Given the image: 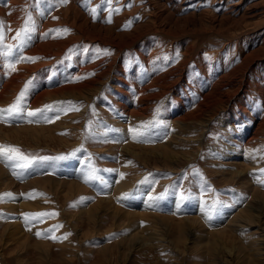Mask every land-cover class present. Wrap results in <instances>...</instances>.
Segmentation results:
<instances>
[{
	"label": "rangeland",
	"instance_id": "1",
	"mask_svg": "<svg viewBox=\"0 0 264 264\" xmlns=\"http://www.w3.org/2000/svg\"><path fill=\"white\" fill-rule=\"evenodd\" d=\"M0 21L13 53L27 23L38 58L0 56V90L24 74L0 145L35 158L0 159V264H264V0H0Z\"/></svg>",
	"mask_w": 264,
	"mask_h": 264
},
{
	"label": "bare ground",
	"instance_id": "2",
	"mask_svg": "<svg viewBox=\"0 0 264 264\" xmlns=\"http://www.w3.org/2000/svg\"><path fill=\"white\" fill-rule=\"evenodd\" d=\"M170 59V58H169ZM168 59V60H169ZM168 62V61H167ZM166 63V62H165ZM186 63V62H185ZM74 73V72H73ZM121 74H122V72H121ZM24 75V74H23ZM22 75V73H20V74H17V73H15V72H11L10 74H9V76L6 78V81L3 83V89L2 90H0V101H2V102H0V105L1 106H6L8 103H11V102H13L14 101V98H15V96H17V91H18V89H19V87H20V84H21V82H22V80H23V76ZM164 75V77L162 76V75H160L159 77H152L151 79H150V81L148 82V83H145L144 85H142V83H139L140 82V80L139 81H137L138 83H139V85H140V90L137 92V94H138V102L137 103H139L141 100H140V98H141V96H142V94L143 93H146V91H147V89L148 88H150V86L152 85L153 86V84L154 85H157V84H159V83H163V84H165V82H166V76L168 75H166V74H163ZM202 77V76H201ZM207 77V79H209L210 80V85H211V87L209 88V91L207 92V95L206 96H208V95H211L212 93H215L216 95H218L219 94V92H220V90L221 89H218V88H216V86H218V85H220V82H215L214 81V76H213V73L212 72H209V74H208V76H206ZM8 79V80H7ZM37 83V82H36ZM202 80H200V79H198L197 81H196V88H199L200 89V87H202ZM38 86H39V84L37 83V84H35V87L36 88H38ZM223 87V86H222ZM141 90H142V93H141ZM258 92H259V95L262 97V98H264V86H263V84L260 86H258ZM49 90H47L46 89V91H40L38 94H34V95H32V96H29V97H27L29 100L31 99L34 103L35 102H40V100L44 97V96H46V94H47V92H48ZM33 92H36V89L33 91ZM120 92H122V94L124 95V97L123 98H125V95L126 96H128V93H126L124 90H122V91H120ZM217 92V93H216ZM53 94H54V92H53ZM158 94V93H157ZM144 95V94H143ZM155 95V94H154ZM214 95V94H213ZM47 96H49V95H47ZM153 96H148L147 98H152ZM125 101H127L129 104H130V101H129V97H126L125 99H124ZM185 101V100H184ZM216 101V100H215ZM125 103V102H124ZM123 103V104H124ZM183 103V102H182ZM186 103V102H185ZM187 103H188V101H187ZM4 104V105H3ZM145 104V103H144ZM120 106H123L122 104H120ZM143 106V105H142ZM183 106V105H182ZM125 107V106H124ZM123 107V108H124ZM136 107V109H133V112H135L136 114L137 113H139V114H143L144 115V113H146V108H143V107H139V105L138 106H135ZM6 108V107H5ZM171 109H173V108H171ZM244 112H242V114L241 115H239V116H236V117H234V120H233V122H230V120L228 119V122H229V124H231L230 125V128L232 129L231 130V132H232V136H231V139H233V137L235 138V139H233L235 142H234V144L236 145V146H239V143L241 142V140H242V138L245 136V134H246V132L243 130V131H233L234 130V127H235V125H236V123H240V122H242L243 121V119L244 118H246V119H248V118H251L252 117V115L250 114V112L248 111V109L246 108V107H244ZM172 111V110H171ZM241 111H243V110H241ZM176 112H178V111H176ZM173 113V112H172ZM164 114V113H163ZM173 115V114H172ZM177 115V114H176ZM157 116H159V115H157ZM163 116H165V115H163ZM183 116V115H182ZM27 117V116H26ZM185 117V116H184ZM166 118H168V116L166 117ZM172 119V118H171ZM222 119V118H221ZM245 120V119H244ZM155 121V120H154ZM175 123H178V124H181V125H183V121H184V119H183V117H177V118H175ZM227 122V121H226ZM146 123V122H145ZM224 123V122H223ZM262 123V122H261ZM27 124V123H26ZM142 124V123H141ZM263 124V123H262ZM109 125H111L110 126V129L112 128V130L114 129V127H113V125L112 124H109ZM151 125V124H150ZM227 125V124H226ZM28 126V125H27ZM147 125H145V127H146ZM23 127V126H22ZM228 127V126H227ZM34 128V127H33ZM109 128V127H108ZM151 128V127H150ZM224 128V127H223ZM239 128V127H238ZM18 129H19V127H18ZM144 129V128H143ZM147 129V128H146ZM149 134V133H148ZM177 135V133L176 134H174L173 135V132H172V136H176ZM163 136V135H162ZM153 137V136H152ZM119 138V137H118ZM117 138V139H118ZM181 140V139H180ZM195 141V140H194ZM197 142V141H196ZM237 142V143H236ZM131 143V142H130ZM126 144V143H125ZM157 145V144H156ZM164 145H166L165 143H164ZM231 145H233V143H232V141L230 140V145L228 144V146H231ZM123 146H124V153H127V157H130V156H132V155H134V154H132V152H131V150H130V148H129V146H127V145H124L123 144ZM153 146V145H152ZM154 147H157V146H153L152 148H154ZM183 147V146H182ZM155 149V148H154ZM168 149V148H167ZM174 150V149H173ZM168 151V150H167ZM171 152V151H170ZM170 152H169V154H170ZM220 153V152H219ZM165 156L164 157H166L167 155L166 154H164ZM192 155V154H191ZM193 156V155H192ZM170 157H172V156H170ZM170 157L168 156V159H170ZM189 156H187V158H188ZM180 158V157H179ZM178 158V159H179ZM186 158V159H187ZM190 158V157H189ZM193 158V157H192ZM229 158H231V157H229ZM235 158H237V157H235ZM194 159V158H193ZM3 161V160H2ZM1 161V162H2ZM4 164V163H3ZM76 168H77V163L74 161V162H69L67 165H66V167L64 168L65 170H66V172H74L75 170H76ZM20 172V171H19ZM15 173V172H14ZM21 173V172H20ZM239 176L241 175V174H238ZM15 176H17L16 174H15ZM126 180L127 179H125L124 177H122V176H118V178L116 179V183H114L113 182V185H110L109 187H111V188H113L114 190H116V189H119L120 187H123V186H126L127 185V182H126ZM27 184V183H26ZM31 184V183H30ZM28 185V184H27ZM24 186H25V183H24ZM150 191V190H149ZM138 192V191H137ZM152 192V191H151ZM107 193V192H106ZM111 197V196H110ZM119 197V196H118ZM157 197V196H156ZM117 198V197H116ZM157 200V199H156ZM161 200V199H160ZM169 205H170V207H173V209L174 210H179L180 208H181V206H182V201H180V200H175V198H172L171 199V202L172 203H169L168 201H166ZM160 203L162 204L163 202H161L160 201ZM244 207H249V205H247V204H245V206ZM251 208L252 209H254L255 210V208L254 207H252L251 206ZM259 208V207H258ZM197 209H199V208H197ZM187 210V209H186ZM194 210V209H193ZM256 210H257V208H256ZM189 211V210H188ZM202 211V208H200V212ZM258 211V210H257ZM261 211V210H260ZM187 212V211H186ZM200 212H199V214H200ZM242 212L243 213H248V214H251V212H250V210L249 209H244V210H242ZM136 213V212H135ZM143 213V212H142ZM179 213H181V212H179ZM131 214V213H130ZM177 214V213H176ZM197 214H198V212H197ZM240 214H241V212L240 213H237L235 216H233V217H231V218H235V217H239V219H238V221L239 222H241V219H243V217L242 216H240ZM135 215V214H134ZM137 215H139V213H137ZM141 215H144V214H141ZM183 215H185V214H183ZM187 215V214H186ZM231 215V214H230ZM182 217V216H181ZM184 217V216H183ZM189 217V216H188ZM188 217L187 218H185V219H181V229H182V226H186L187 225V222H188ZM196 218V217H195ZM190 219V218H189ZM232 219V220H233ZM231 220V221H232ZM218 222V221H217Z\"/></svg>",
	"mask_w": 264,
	"mask_h": 264
},
{
	"label": "snow or ice",
	"instance_id": "3",
	"mask_svg": "<svg viewBox=\"0 0 264 264\" xmlns=\"http://www.w3.org/2000/svg\"><path fill=\"white\" fill-rule=\"evenodd\" d=\"M60 2L67 3V0H60ZM91 11L93 12V14L95 13V9H92ZM116 11H119V9H117ZM108 22H110V20ZM3 28H4L3 21H0V56L7 58L9 55H15L17 62H22L24 60L34 62L35 59H38L35 57L26 58V57H23L22 55L24 47L27 45L28 41L31 39V34H30L31 29L28 27L27 23L20 31L16 33V36L14 37V39L18 41L17 45L15 46L16 48L15 53L12 52L13 46L4 45L3 43L5 39V33L3 31ZM56 31L67 32L69 30L63 29V30H56ZM8 67L12 68L13 65L9 64ZM23 97H24V92L22 91L20 95L17 97L16 102L14 104L10 105L6 109H0V122H7L5 119V114L12 115L13 113H17L21 111V101L23 100ZM65 103H71V102H65ZM45 107L47 108L49 106H45ZM42 111L43 109H37L35 112H32V111L28 112L27 115L29 117H34L36 116L37 112H42ZM63 158L64 157H60V159H63ZM0 159H3L5 161H13V160L18 161L19 163H17V166L23 169H27L35 163V158H29L27 155L21 152V150L18 147L11 146V145H0ZM39 159L43 160V159H48V158L44 157V158H39ZM261 175L264 176V169L261 170ZM91 178H95V177L94 176L86 177V181L87 179H91ZM257 182L264 183V180H260L259 178H257ZM4 195L10 196L11 194L8 193ZM39 215H49V214H39ZM37 235L39 236L41 234L37 233Z\"/></svg>",
	"mask_w": 264,
	"mask_h": 264
},
{
	"label": "crops",
	"instance_id": "4",
	"mask_svg": "<svg viewBox=\"0 0 264 264\" xmlns=\"http://www.w3.org/2000/svg\"><path fill=\"white\" fill-rule=\"evenodd\" d=\"M255 109H252L251 111L254 113V112H256V110L254 111Z\"/></svg>",
	"mask_w": 264,
	"mask_h": 264
}]
</instances>
